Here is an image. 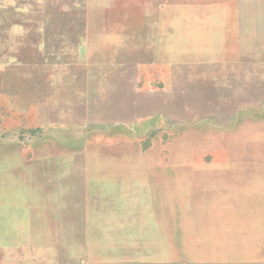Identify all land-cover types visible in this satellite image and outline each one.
I'll return each instance as SVG.
<instances>
[{
    "label": "rangeland",
    "instance_id": "374dc122",
    "mask_svg": "<svg viewBox=\"0 0 264 264\" xmlns=\"http://www.w3.org/2000/svg\"><path fill=\"white\" fill-rule=\"evenodd\" d=\"M0 264H264V0H0Z\"/></svg>",
    "mask_w": 264,
    "mask_h": 264
}]
</instances>
